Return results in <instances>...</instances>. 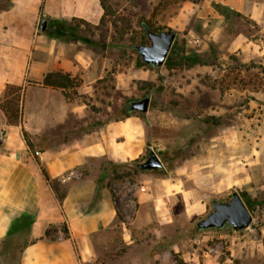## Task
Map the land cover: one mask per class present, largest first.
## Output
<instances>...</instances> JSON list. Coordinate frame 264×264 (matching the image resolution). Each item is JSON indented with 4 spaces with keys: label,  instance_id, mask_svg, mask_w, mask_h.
<instances>
[{
    "label": "rangeland",
    "instance_id": "374dc122",
    "mask_svg": "<svg viewBox=\"0 0 264 264\" xmlns=\"http://www.w3.org/2000/svg\"><path fill=\"white\" fill-rule=\"evenodd\" d=\"M11 1L0 0L1 15ZM200 1L105 0L96 23L73 17L45 21L44 30L41 20L35 25L36 54L47 35L88 64L67 88L92 113L86 125L120 118L132 100L150 98L139 162L152 150L163 169L111 184L118 218L135 240H121L117 228L92 264H264V27L236 13L206 20L197 14ZM144 25L176 33L161 66L140 59L136 46L149 42ZM132 161L102 160L103 182L114 170H131ZM234 191L252 214L250 225L199 230L212 200L227 201Z\"/></svg>",
    "mask_w": 264,
    "mask_h": 264
},
{
    "label": "crops",
    "instance_id": "0c3cea01",
    "mask_svg": "<svg viewBox=\"0 0 264 264\" xmlns=\"http://www.w3.org/2000/svg\"><path fill=\"white\" fill-rule=\"evenodd\" d=\"M12 10L19 19H12ZM1 12L0 100L6 84L22 90L17 124L8 123L0 108V127L5 128L0 141V258L5 264H92L102 246L113 244L117 228L121 240H135L118 218L121 207L114 189L103 182L102 160L124 163L142 156L146 125L137 115L86 125L92 115L86 105L43 84L47 72L62 70L73 78L88 64L76 50L70 55L47 35L36 54L38 20L76 17L96 23L102 15L99 0H12ZM231 13L264 27V0H201L197 9L206 20ZM70 172L69 179L60 181L66 188L60 200L44 173L60 180ZM136 194L142 206L145 195L139 189ZM50 226L52 237L45 234Z\"/></svg>",
    "mask_w": 264,
    "mask_h": 264
},
{
    "label": "water",
    "instance_id": "95a60500",
    "mask_svg": "<svg viewBox=\"0 0 264 264\" xmlns=\"http://www.w3.org/2000/svg\"><path fill=\"white\" fill-rule=\"evenodd\" d=\"M41 30L45 29V20H41ZM145 35L148 43L139 44L136 49L140 59L146 65L161 66L172 47L175 39V31L160 30L154 31L145 29ZM150 98L144 96L140 99L132 100L129 103L130 110L145 114L148 110ZM142 171H152L163 169V163L154 151H150L144 161L139 163ZM212 210L197 221L196 225L200 229H221L225 225H230L233 230H242L247 228L252 221V214L244 203L238 192L230 194L227 201L217 199L212 200Z\"/></svg>",
    "mask_w": 264,
    "mask_h": 264
},
{
    "label": "trees",
    "instance_id": "16d2710c",
    "mask_svg": "<svg viewBox=\"0 0 264 264\" xmlns=\"http://www.w3.org/2000/svg\"><path fill=\"white\" fill-rule=\"evenodd\" d=\"M99 1H100L102 8L104 9V14H105L106 8H107L104 2L105 0H99ZM80 21L88 25V23H86L84 19H80ZM144 27L146 29L147 26L144 25ZM166 63H169V60ZM43 84L61 88L63 90L64 95L68 97L67 88L72 87L74 85V80L72 77H70L69 73L67 72H64L62 70H53V71L46 73L43 79ZM21 90H22L21 85L6 84L2 99L0 100V108L5 115L6 121L10 124H17L20 120ZM129 115H137L142 119L144 116L143 114L135 113L134 111L128 109L127 107L124 114L120 118L129 116ZM120 118H116V120ZM100 124H102V122H100L99 125ZM146 151H147V147H146ZM142 156L132 161L135 164V166L131 165V170H126V169L114 170L111 174V177L109 178V181L106 183V185L110 187L111 184L115 181H122L126 178H129L133 173H136L137 171L143 172L138 166L139 163H141L139 161L142 158ZM44 175L46 177V180L49 182L50 186L52 187V189L58 196V198L61 200L66 194V188L61 185V182L59 179H49L45 173ZM244 196H245V193H244ZM63 229L64 231H66L65 227H63ZM199 230L201 229L199 228ZM53 231H54L53 227L51 226L48 227L45 232L46 236L52 237Z\"/></svg>",
    "mask_w": 264,
    "mask_h": 264
},
{
    "label": "built area",
    "instance_id": "2783aa9c",
    "mask_svg": "<svg viewBox=\"0 0 264 264\" xmlns=\"http://www.w3.org/2000/svg\"><path fill=\"white\" fill-rule=\"evenodd\" d=\"M4 138H5V128L0 127V141L4 140ZM72 174H73V172H70L69 174L62 176L60 178V181H64L65 179H69Z\"/></svg>",
    "mask_w": 264,
    "mask_h": 264
},
{
    "label": "flooded vegetation",
    "instance_id": "af4514ba",
    "mask_svg": "<svg viewBox=\"0 0 264 264\" xmlns=\"http://www.w3.org/2000/svg\"><path fill=\"white\" fill-rule=\"evenodd\" d=\"M127 107H128V109H130V108H129V105H128Z\"/></svg>",
    "mask_w": 264,
    "mask_h": 264
}]
</instances>
